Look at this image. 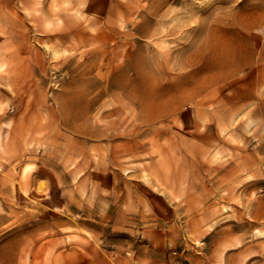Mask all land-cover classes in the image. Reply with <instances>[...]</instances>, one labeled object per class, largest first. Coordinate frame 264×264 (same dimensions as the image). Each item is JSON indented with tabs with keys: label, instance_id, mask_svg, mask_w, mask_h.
<instances>
[{
	"label": "rangeland",
	"instance_id": "1",
	"mask_svg": "<svg viewBox=\"0 0 264 264\" xmlns=\"http://www.w3.org/2000/svg\"><path fill=\"white\" fill-rule=\"evenodd\" d=\"M32 1L0 25V264H118L162 230L264 264V0Z\"/></svg>",
	"mask_w": 264,
	"mask_h": 264
},
{
	"label": "crops",
	"instance_id": "2",
	"mask_svg": "<svg viewBox=\"0 0 264 264\" xmlns=\"http://www.w3.org/2000/svg\"><path fill=\"white\" fill-rule=\"evenodd\" d=\"M14 2L15 0L10 1L8 3L5 2V0H0V25L1 26H3L5 23L4 10L6 8H15L16 4ZM47 2L48 1H46V5H48ZM75 4L77 3L75 2L73 5ZM32 5L36 6V3L33 4V1L29 0L28 8L31 9ZM62 5L63 4H59V6H62ZM28 23L31 24V21L28 20ZM90 37L92 40L95 39V36L93 35ZM0 79L2 80L3 83L5 82L4 76H0ZM10 82H11L12 87L16 86L13 80H10ZM4 89H5V86L0 87V139L1 140H3L4 138L5 126L6 125L12 126L14 124V123L12 124V121H13L12 116L8 117L6 115V111H5L6 98L4 95ZM261 133H262L261 134L262 137L259 138V140L253 139L249 144V146L252 145L253 147L252 149H254L253 151L254 170L257 169L258 167L261 168L260 167L261 161L259 160V158H261L262 154H264V130H262ZM245 227L246 226L244 225L241 226L238 223L233 224L234 231H231V233L227 237L225 236L223 237V241L229 244L228 245L229 249L231 248L236 249L240 247L241 244L244 242V237L241 235V232L242 230L246 231ZM227 228L232 229L229 226H227ZM224 229H225V226H224ZM184 245L186 246V249H184ZM153 246L154 248L150 250L149 252L150 255H146V256L140 255L138 257L136 256L126 257L118 261V264H241L243 263L241 262L242 261L241 257H231V256L228 257L224 255H222L221 257H213V256L198 257L195 255L193 251L190 250L189 247H187V244L185 243V239L183 235H180L178 232H174V231L168 232V230H162V232H157L156 234H154ZM226 248H227V244H226ZM169 249L175 250L174 252L179 253V255L178 256L167 255V252H169ZM183 250L185 251L187 250L186 253Z\"/></svg>",
	"mask_w": 264,
	"mask_h": 264
}]
</instances>
